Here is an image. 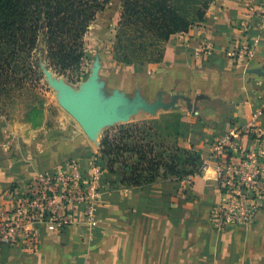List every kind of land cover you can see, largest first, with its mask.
Returning <instances> with one entry per match:
<instances>
[{"label":"crops","instance_id":"crops-1","mask_svg":"<svg viewBox=\"0 0 264 264\" xmlns=\"http://www.w3.org/2000/svg\"><path fill=\"white\" fill-rule=\"evenodd\" d=\"M250 14L247 0H217L203 22L171 37L160 62L116 66L120 73L110 75V97L120 93L129 102L160 100L169 107L138 109L128 123L180 116L178 146L210 165L190 184L170 177L124 185L121 166L108 173L100 153L105 127L89 136L65 112L55 117L58 130L47 126L45 134L0 116V212L13 210L41 176L78 170L89 178L92 165L105 169L93 220L79 207L70 222L27 223L26 231L39 233L37 248L25 241L0 244V264H264V207L253 221L222 233L212 223L213 210L225 201L214 144L236 128L250 152L256 144L246 131L257 126L264 134V17L252 19L250 35L260 38L253 58L236 64L228 57L244 39Z\"/></svg>","mask_w":264,"mask_h":264},{"label":"trees","instance_id":"trees-1","mask_svg":"<svg viewBox=\"0 0 264 264\" xmlns=\"http://www.w3.org/2000/svg\"><path fill=\"white\" fill-rule=\"evenodd\" d=\"M111 1L0 0V116L8 117L18 106L28 110L40 106L39 91L44 89L47 70L76 83L86 78L82 71L89 61L86 37ZM214 1L124 0L115 60L128 66L160 62L171 37L203 22ZM169 115L177 118L178 137L180 116ZM138 128V124L116 128L124 135L119 139L105 132L100 153L108 173H117L116 166H121L123 184L132 187L154 183L160 167L163 179L184 181L199 174L203 160L193 150L167 147L171 154L160 163L155 161L154 147L123 144L126 139L136 138ZM126 153L129 156L124 158ZM133 155L137 156L135 160ZM100 168L105 172L104 167ZM145 172L150 174L145 176ZM104 180L105 175L101 178Z\"/></svg>","mask_w":264,"mask_h":264},{"label":"built area","instance_id":"built-area-1","mask_svg":"<svg viewBox=\"0 0 264 264\" xmlns=\"http://www.w3.org/2000/svg\"><path fill=\"white\" fill-rule=\"evenodd\" d=\"M247 1L251 14L243 28L244 39L228 52V57L236 64L250 61L260 42L259 36H251L250 32L253 30L252 19L264 17V0ZM241 134V130L232 129L214 144L212 152L219 164L220 192L225 197L223 204L213 210L212 223L219 233L231 224L253 221L264 207V134L257 126L246 131L256 144L250 152L242 148ZM209 167V163L203 162L199 174L185 181L192 183ZM92 171L89 178L76 170L33 180L13 210L0 212V244L25 241L35 249L39 233L37 230L26 231L27 223H44L49 219L70 222V214L79 207H83L85 215L93 220L99 208L103 171L97 165H92Z\"/></svg>","mask_w":264,"mask_h":264},{"label":"rangeland","instance_id":"rangeland-1","mask_svg":"<svg viewBox=\"0 0 264 264\" xmlns=\"http://www.w3.org/2000/svg\"><path fill=\"white\" fill-rule=\"evenodd\" d=\"M123 2L124 0H112L106 9L98 15L97 20L93 23L90 32L86 37V48L89 61L84 65L82 70L87 74L86 78H84L83 81L76 83L68 78L55 74L51 70H47L42 82L44 89L39 91L42 99L40 106H37L34 110H28L25 106H18L9 112V119L17 124L31 127L29 129L30 131H42V133L39 134H45L44 132L47 130V126L50 127L52 132H56L58 129H55L54 127L55 117L61 112H65L61 113L65 118H67L66 115H71L63 108L62 93L53 85V82L62 81L73 89L75 95H78L82 91V85H86V83L90 81L97 67H99L97 81L98 83L99 81L102 83L98 90L99 97L101 101L109 99L112 93L110 75L120 73L119 67L122 68V66H128L116 61L114 58V46L118 34V25L123 11ZM116 66H119V69ZM133 66L136 68L139 65H131L128 67ZM124 69L132 71V69H128L127 67ZM176 119L175 116L165 115L158 121L138 122L136 123L139 126L135 135L136 138L130 140L125 138L126 140L123 141V144L154 147L156 155L155 161L160 163L161 161H166L168 156H170L169 154H171V152L168 153L166 151L167 147L173 148L178 146L175 136L177 131ZM127 124L135 123L117 122L106 126L102 131V138L107 131L110 132V136L114 139L123 137L124 135L120 134L115 129ZM69 130L70 128L67 129V132ZM40 136L41 139L44 137V135ZM127 154L129 153L123 155L124 158L129 156ZM161 155L163 157H161ZM133 156L134 158L131 156L132 160H135L137 156ZM145 166L146 168L148 167V165ZM163 171V167H160V175L158 176V179H163L161 177ZM148 174L150 173L145 172V176Z\"/></svg>","mask_w":264,"mask_h":264},{"label":"water","instance_id":"water-1","mask_svg":"<svg viewBox=\"0 0 264 264\" xmlns=\"http://www.w3.org/2000/svg\"><path fill=\"white\" fill-rule=\"evenodd\" d=\"M98 72L99 67L95 69L93 77L86 83L87 88L85 91L79 95H75L73 89L62 81L53 82V85L62 93L63 108L80 124L89 136L95 137L103 126L106 127L117 122H128L138 109H144L149 112H155L158 107L163 110L169 109L160 100L149 106L138 98L129 102L120 93H116L109 99L101 101L98 94L100 88V84L97 81ZM251 72L261 73L259 70Z\"/></svg>","mask_w":264,"mask_h":264},{"label":"bare ground","instance_id":"bare-ground-1","mask_svg":"<svg viewBox=\"0 0 264 264\" xmlns=\"http://www.w3.org/2000/svg\"><path fill=\"white\" fill-rule=\"evenodd\" d=\"M86 88H87V84H86V85L83 84L82 87H81V90H82V91H81L79 94H81L82 92H84ZM79 94H78V95H79ZM104 127H105V126H103L102 128H104ZM102 128H101V129H102ZM101 129H100V130H101ZM100 130H99V131H100Z\"/></svg>","mask_w":264,"mask_h":264}]
</instances>
